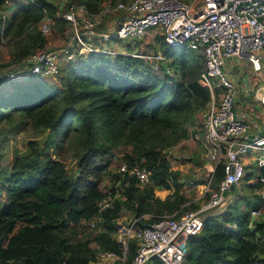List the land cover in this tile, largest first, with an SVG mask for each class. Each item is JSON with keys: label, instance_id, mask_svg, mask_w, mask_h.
<instances>
[{"label": "trees", "instance_id": "16d2710c", "mask_svg": "<svg viewBox=\"0 0 264 264\" xmlns=\"http://www.w3.org/2000/svg\"><path fill=\"white\" fill-rule=\"evenodd\" d=\"M6 1L0 0V9ZM24 1L10 16L0 14V45L10 61L0 62V87L9 80L21 87L38 86L41 96L30 104L27 98L0 99V137L20 132L24 123L43 135L18 147L9 170L0 173V264H89L104 251L123 255L113 232L124 206L141 225L200 207L195 201L187 206L191 199L179 192L184 185L166 151L189 137L190 124L210 101L209 88L199 83L203 56L185 45L170 46L159 34L164 60L77 53L62 60L56 76L29 72L21 79L19 69L28 55L46 49L47 37L38 27L43 8L55 19L58 7L47 0ZM77 1L93 12L105 5L103 0ZM64 22L56 18L53 27L62 31ZM10 72L15 75H6ZM120 145L131 146L122 160L144 166L152 184L143 193L134 175L117 174L123 193L99 212L98 202L108 194L102 178ZM223 175L218 165V183ZM251 177L247 172L244 178ZM154 186L174 190L160 199ZM253 200L251 207H256L262 198ZM250 208L243 210L235 201L221 214L206 215L201 230L186 241L184 264H264V217L251 221ZM93 220L101 229L94 236H77L78 224ZM136 251V241L130 239L125 264H131ZM147 264L163 262L153 258Z\"/></svg>", "mask_w": 264, "mask_h": 264}, {"label": "built area", "instance_id": "2783aa9c", "mask_svg": "<svg viewBox=\"0 0 264 264\" xmlns=\"http://www.w3.org/2000/svg\"><path fill=\"white\" fill-rule=\"evenodd\" d=\"M32 1V0H31ZM58 7L55 19L66 21L71 36L66 45L32 52L19 72L26 70L43 76H56L63 59H74L88 52L126 53L150 60H164L160 50L149 55L134 51L106 47L107 41L121 39L141 40L152 30H157L170 46L185 45L201 54L204 68L199 83L210 90L211 98L199 113L203 131V159L208 175L200 187L201 204L195 210L179 216L164 214L159 219L135 226L117 224V240L124 249L123 255L104 251L89 264H125V252L130 239L137 244L131 264H147L158 258L163 264H184L186 241L197 234L204 222L205 212L221 207L226 192L237 186L245 177L243 154L255 151L260 169L262 201L249 209L250 220L264 217V134L249 130L247 122L235 111V101L240 90L254 94L264 105V0H128L106 3L93 12L77 0H47ZM3 17L5 13L0 10ZM39 29L43 34L53 30L55 19L43 8ZM116 15L113 22L108 18ZM242 64L244 73L240 80L231 73L234 64ZM3 75V73H1ZM6 75L13 76L15 72ZM260 91V94L258 93ZM222 166L223 178L213 185L217 166ZM134 175L139 184L151 182L149 171L140 165L130 166L122 161L118 174ZM210 196L207 198V194ZM113 203L110 192L98 202L99 212ZM93 220L91 226H95ZM253 264H257L254 262Z\"/></svg>", "mask_w": 264, "mask_h": 264}, {"label": "rangeland", "instance_id": "374dc122", "mask_svg": "<svg viewBox=\"0 0 264 264\" xmlns=\"http://www.w3.org/2000/svg\"><path fill=\"white\" fill-rule=\"evenodd\" d=\"M62 38L64 39V42L61 46L66 45L68 39L71 36V29L70 26L67 22H64V29L61 31L59 28L54 27L53 31L50 33L53 35V39L57 38L58 33ZM160 32L157 30H152L149 34H147L143 39L141 40H135V39H127V40H121V39H113L111 41H107L105 43L106 47L110 48H115V49H121L125 50L128 52H143L142 54H157V52L160 50L162 52L161 42L162 39L160 38L161 36L159 35ZM131 46L132 49H129L128 46ZM55 47V48H59ZM53 49V48H51ZM9 60V52L7 48L4 46L0 45V62H7ZM8 64L10 63L7 62ZM243 66L241 63L240 64H234L233 68L231 69V73L236 77V79L241 78V76L244 73V68L241 67ZM14 65H10L8 68H13ZM9 72V71H8ZM264 74V71L261 73V75ZM45 80L48 78L44 77ZM52 80V79H51ZM58 82V78L55 77L54 82ZM38 86H23L21 87L20 84H17V82L13 81H6L5 83L2 84L0 87V99L2 100L3 103H6V100H8V97H15L16 99L18 98H23L25 100L29 101L28 103H32L36 101L38 98L41 96V92L37 90ZM244 92L243 90H240ZM237 96L238 99H240V104L243 106L244 103L248 104V106L252 107L254 104L252 100H249V98H245L242 93H240ZM240 95V96H239ZM250 95V94H249ZM242 99L244 101H242ZM246 100V101H245ZM27 104V103H21ZM238 105L235 107V111H238ZM21 131L16 132V131H9L7 134L6 139L1 140L2 138L0 137V173H3L5 170H9L11 159L13 158V155H16L18 147L22 148V144L26 143L27 140L32 139V138H38L40 135H43L42 133H38L37 131H34L31 127L30 124L24 123L22 127H20ZM131 150V146L129 145H120L114 149V155L111 156V161L109 164V167L106 171V173L103 175L102 178V188L106 190V192H111L110 190L115 191V195L113 196V200L116 197H119L122 195L123 188L120 187V180L118 179V168L120 163L123 161L122 156L124 155L125 152H129ZM169 150V151H168ZM166 153L168 152V156L170 158V167L171 169L178 171V179L179 182H181L184 187H181L180 193L185 192L189 197L190 201H188L186 204L187 206L190 205L191 201L195 202H201V192L199 189L197 190V187L193 186V182L202 181V178H200L201 174H197L199 167H201V164H199L197 161L202 160L203 156V147H202V142L196 139H185L181 143H179L176 148H168ZM65 155V154H64ZM258 154L255 151H250L249 153L243 154L241 156V160L245 163L246 166V173H251L252 177L248 180L243 179L238 186H236L235 190H228L226 192V201L225 203L218 208H214L212 210H209L204 213V215H214V214H221L227 206L232 204L235 201H238V203L241 204V209H247L252 206V201L254 202V197L258 196L262 198V190L259 185L261 182L259 181V176H260V169L257 166L256 163V156ZM70 160V157L68 158ZM72 161V159H71ZM3 177L0 176V179ZM151 182L149 184H139L141 192L145 193L147 188H150ZM213 185L216 187L218 185L216 176L213 179ZM262 185V184H261ZM174 190V187L171 189H167L164 187H158L154 186V195L159 197L160 199H165L170 195ZM160 196H163L164 198H161ZM166 196V197H165ZM210 196V193L207 194V198ZM196 208H187L184 210V212L189 211V210H195ZM124 210V209H123ZM128 209L124 210V214H127L126 218H122V220H126L124 222H127L128 224L132 223L135 221V226L137 227L141 225V222L136 218V216L130 211H127ZM144 217V216H143ZM146 218V217H144ZM149 218V217H147ZM97 221V220H96ZM92 222V221H91ZM91 222H81L77 226V236L82 237V236H94L97 231L101 229V226L99 223L91 227ZM118 230L113 232L114 236H117ZM92 246H96V243L93 241L91 242Z\"/></svg>", "mask_w": 264, "mask_h": 264}, {"label": "crops", "instance_id": "0c3cea01", "mask_svg": "<svg viewBox=\"0 0 264 264\" xmlns=\"http://www.w3.org/2000/svg\"><path fill=\"white\" fill-rule=\"evenodd\" d=\"M103 1H105L103 3V5L108 3V0H103ZM23 2L25 3L24 0H7L5 2V5L0 10H2V12L5 13V15L10 16L11 14H13V12L15 11L16 8L20 7V4ZM115 19H116L115 14H111L108 18L109 22H113ZM50 33L45 34L47 37L46 48L51 49V48L61 46L64 42V39L62 38V36L59 35L61 33L57 32L58 35H57L56 39H53L54 34L51 35ZM116 50H121V49H116ZM28 75H29V72L26 70H22L21 72L18 73V77L21 79L27 78ZM261 78H262V80H264V74L261 75ZM240 93H242L241 95H243L245 98H249V100H252V102L254 104L252 105V107H250V106H248V104L244 103L243 106L241 105V107H239L241 98L240 99L237 98L235 101V107L238 105V108H239V110L236 111L237 115L240 118H243L247 122V124L249 125L250 131H252L254 133L264 134V105L256 98L254 91L252 93H246V92L240 91ZM258 93L260 94V91H258ZM242 101H244V100L242 99ZM190 126L191 127H190V132H189L188 138L199 140L200 142H202V147H203V139H202L203 138V131H202V126H201L200 121H199V115L197 116L194 123L190 124ZM200 157H202V160H199L197 162L199 164H201V167L198 168L200 170H198L197 174H199V173L201 174L200 178H202V181L196 180V182H193V186L197 187L196 189L197 190L199 189V191L201 189H200V187H198L196 185V183H199V184L202 183L203 181H205V179L207 178V175H208V171L206 169L207 168V162L203 159V156H200ZM160 197L164 198L163 196H160ZM126 208H127L126 206L123 207L124 210H126ZM123 209H122V216L121 217L126 218L127 214H124ZM127 209H128L127 211H130L132 213L131 215L134 214V211L131 208H127ZM151 215L152 214H143V216L146 218L150 217ZM126 220H122V218H120L118 223L128 224L127 222H124Z\"/></svg>", "mask_w": 264, "mask_h": 264}]
</instances>
